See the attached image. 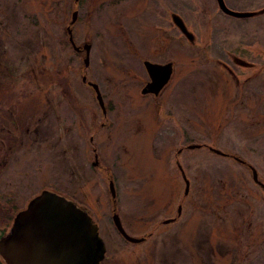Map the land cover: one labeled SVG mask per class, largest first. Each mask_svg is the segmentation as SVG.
<instances>
[{
  "label": "rangeland",
  "instance_id": "1",
  "mask_svg": "<svg viewBox=\"0 0 264 264\" xmlns=\"http://www.w3.org/2000/svg\"><path fill=\"white\" fill-rule=\"evenodd\" d=\"M224 3L257 14L227 16L218 0H0L6 35L33 40L43 106L68 92L77 122L65 151L48 129L43 163L19 177L17 198L23 208L56 190L80 204L108 247L102 264H264V0ZM74 12L75 44L91 47L87 68L67 35ZM145 61L174 65L160 96L141 94ZM18 80L0 84V99ZM88 82L101 89L105 115ZM114 214L141 242L118 234Z\"/></svg>",
  "mask_w": 264,
  "mask_h": 264
},
{
  "label": "water",
  "instance_id": "2",
  "mask_svg": "<svg viewBox=\"0 0 264 264\" xmlns=\"http://www.w3.org/2000/svg\"><path fill=\"white\" fill-rule=\"evenodd\" d=\"M78 2V0H75ZM219 7L228 16L235 18H250L257 13L234 12L226 7L224 0H218ZM71 25L78 14L73 13ZM174 23L189 41L193 37L189 34L184 21L177 15L173 17ZM71 45L77 52L81 51L74 42L71 27L68 28ZM90 45L84 47L87 58L85 66L89 64ZM144 66L150 81L142 90V95L158 96L171 81L174 73L173 63L165 65L145 61ZM86 81V78H84ZM97 94L99 105L104 112L105 102L100 88L95 83H89ZM215 153L223 155L220 151L212 149ZM179 169L181 167L179 166ZM182 170V169H181ZM256 183L258 176L254 171ZM186 180V177L184 176ZM260 184V183H259ZM190 182L186 180V194ZM111 193L115 197L114 184H111ZM16 218L9 234L0 241V254L7 264H101L106 258L107 248L100 236L99 227L93 218L80 207L56 193L44 191L34 198ZM180 212V211H179ZM167 221L165 223H170ZM114 225L120 235L127 241L139 243L141 240L127 235L118 215L114 216Z\"/></svg>",
  "mask_w": 264,
  "mask_h": 264
},
{
  "label": "flooded vegetation",
  "instance_id": "3",
  "mask_svg": "<svg viewBox=\"0 0 264 264\" xmlns=\"http://www.w3.org/2000/svg\"><path fill=\"white\" fill-rule=\"evenodd\" d=\"M5 26L4 17L0 13V69L4 75L0 78V84L16 85L19 82L18 79H21L23 86L18 91L12 90L13 93L8 98L0 99V185L3 183V186L9 188L8 192H0V241L9 234L15 218L28 209L29 204L21 207L16 187L19 177L26 176L27 179L31 177L34 162L43 163L48 129L54 132L55 137H58V143L62 149L66 145L63 143L64 138L67 139L68 135L72 138L73 134L77 133L72 95L67 92L68 101L61 95L62 98L58 100L57 105L50 101L45 109L41 100L42 90L36 67L38 59L35 58L37 52L34 50L33 40L23 43L19 38L16 40L15 36L18 33L6 35L9 30ZM24 32L26 31L24 30L20 35L24 36ZM13 39L14 49H18L19 59L16 61L9 60L7 54L8 44ZM17 63L26 67L29 65L31 71L25 74L19 71L15 74L10 68ZM32 97H35L34 106L30 103L33 102L30 101ZM32 152L39 154L41 158L29 160L28 157ZM22 167H25V171L20 170ZM38 172H43V168L38 167ZM50 192L59 193L56 190ZM66 197L75 203L70 197ZM2 262L0 256V263L3 264Z\"/></svg>",
  "mask_w": 264,
  "mask_h": 264
},
{
  "label": "trees",
  "instance_id": "4",
  "mask_svg": "<svg viewBox=\"0 0 264 264\" xmlns=\"http://www.w3.org/2000/svg\"><path fill=\"white\" fill-rule=\"evenodd\" d=\"M77 5H78V4H77ZM230 157H231V156H230ZM234 159H237V161H239V163H241V164H243V165L246 166V163H245V162H242L240 159H238V158H234ZM249 167H250L251 170L253 169L251 166H249Z\"/></svg>",
  "mask_w": 264,
  "mask_h": 264
}]
</instances>
